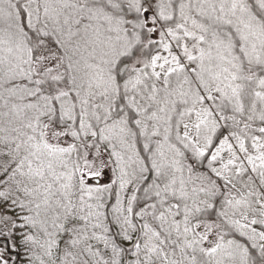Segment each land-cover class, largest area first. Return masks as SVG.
<instances>
[{
  "label": "snow or ice",
  "instance_id": "snow-or-ice-1",
  "mask_svg": "<svg viewBox=\"0 0 264 264\" xmlns=\"http://www.w3.org/2000/svg\"><path fill=\"white\" fill-rule=\"evenodd\" d=\"M0 264H264V0H0Z\"/></svg>",
  "mask_w": 264,
  "mask_h": 264
}]
</instances>
